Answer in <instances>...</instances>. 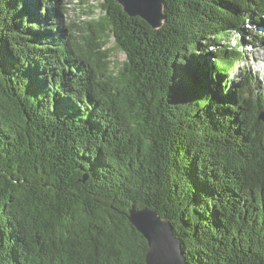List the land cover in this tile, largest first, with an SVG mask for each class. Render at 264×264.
I'll return each instance as SVG.
<instances>
[{"label": "trees", "instance_id": "16d2710c", "mask_svg": "<svg viewBox=\"0 0 264 264\" xmlns=\"http://www.w3.org/2000/svg\"><path fill=\"white\" fill-rule=\"evenodd\" d=\"M163 2L153 30L115 0L80 26L60 0H0V264H145L132 206L189 264H264V95L226 76L233 48L208 59L264 28V0Z\"/></svg>", "mask_w": 264, "mask_h": 264}, {"label": "water", "instance_id": "95a60500", "mask_svg": "<svg viewBox=\"0 0 264 264\" xmlns=\"http://www.w3.org/2000/svg\"><path fill=\"white\" fill-rule=\"evenodd\" d=\"M130 17H138L153 30L164 25L166 15L163 0H115ZM218 94L216 97H220ZM257 119L264 123V110ZM149 207H130L127 219L146 240L145 264H189L182 247V240L173 231L171 222Z\"/></svg>", "mask_w": 264, "mask_h": 264}, {"label": "rangeland", "instance_id": "374dc122", "mask_svg": "<svg viewBox=\"0 0 264 264\" xmlns=\"http://www.w3.org/2000/svg\"><path fill=\"white\" fill-rule=\"evenodd\" d=\"M64 6V12L61 15L63 22L67 25L74 24L80 26L85 20L88 19L89 15L94 14L95 17L99 14V2L102 0H60ZM40 9H37L40 12ZM46 18V16H44ZM44 24V28H49ZM247 26V24H246ZM252 33L245 35L244 40L237 34L231 33L228 37L221 39L217 44L208 48L209 52L212 53L208 59L214 56L216 53H220L222 50L233 48L238 54V60L235 66L229 71L226 76L231 77L241 71L242 73L247 72L252 75L253 92L255 94L261 93L264 95V44L259 41L260 37L254 38V32L258 31L260 36L264 35V28L259 26H252ZM113 37L110 36L105 43L104 48L108 49V59L115 64H120L124 59V53L119 51L114 46ZM220 64V62H219ZM224 78L222 79V81ZM219 90L224 93L226 90L223 88V83L218 82Z\"/></svg>", "mask_w": 264, "mask_h": 264}, {"label": "bare ground", "instance_id": "6f19581e", "mask_svg": "<svg viewBox=\"0 0 264 264\" xmlns=\"http://www.w3.org/2000/svg\"><path fill=\"white\" fill-rule=\"evenodd\" d=\"M9 1V0H8ZM13 1H16V0H13ZM20 1V0H19ZM11 3V2H10ZM16 3V2H15ZM31 3V2H30ZM17 6H18V4H17ZM22 6V5H21ZM31 6V5H30ZM53 8V7H52ZM19 9V8H18ZM21 9V8H20ZM16 11V10H15ZM51 11V10H50ZM19 13V12H18ZM22 14V13H21ZM22 15H24V14H22ZM33 15V14H32ZM36 15V14H35ZM53 15V14H52ZM56 15V14H55ZM29 16H31V15H29ZM30 18V17H29ZM28 19V18H27ZM32 19V18H31ZM31 32V31H30ZM33 33V32H32ZM35 33V32H34ZM40 34V33H39ZM44 34V33H43ZM26 35V34H25ZM46 36V35H45ZM37 39V38H36ZM35 39V40H36ZM39 39V38H38ZM37 41V40H36ZM39 43V42H38ZM3 64V63H2ZM0 65H1V63H0ZM4 65V64H3ZM3 68V67H2ZM5 74V73H4ZM30 79V78H29ZM30 85V84H29ZM31 86V85H30ZM39 93V92H38ZM20 94V93H19ZM18 98V97H17ZM223 99V98H222ZM40 103V102H39ZM36 105H37V103H36ZM39 107V106H38ZM39 112V111H38Z\"/></svg>", "mask_w": 264, "mask_h": 264}]
</instances>
